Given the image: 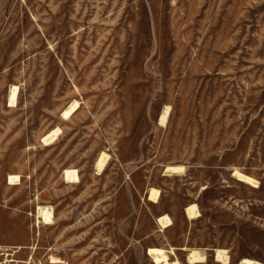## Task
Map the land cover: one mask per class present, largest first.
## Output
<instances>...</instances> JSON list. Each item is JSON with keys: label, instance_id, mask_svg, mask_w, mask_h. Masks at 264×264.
Returning <instances> with one entry per match:
<instances>
[{"label": "rangeland", "instance_id": "1", "mask_svg": "<svg viewBox=\"0 0 264 264\" xmlns=\"http://www.w3.org/2000/svg\"><path fill=\"white\" fill-rule=\"evenodd\" d=\"M151 248L264 263V0H0V264Z\"/></svg>", "mask_w": 264, "mask_h": 264}, {"label": "bare ground", "instance_id": "2", "mask_svg": "<svg viewBox=\"0 0 264 264\" xmlns=\"http://www.w3.org/2000/svg\"><path fill=\"white\" fill-rule=\"evenodd\" d=\"M18 92H19L18 86H15L12 88L11 93H10L11 106L16 104ZM78 107H79V104L77 101L76 103L72 104V106L64 112V117L66 119L70 118V116L75 112V110ZM169 112H170L169 107H167L163 111L161 118H160V123L162 125L166 124ZM60 132H61L60 129L53 130L51 133H49L48 135H46L44 137V142L47 144L52 143L55 140V138L58 137ZM107 158H108V156L105 153L101 154L100 159L97 162V168L99 171H102V169L104 168ZM180 170H181V168L173 169V171H180ZM64 174H65V179L69 183L79 182L80 178H79L78 172L76 170L67 169ZM236 175L241 177L246 182H249L251 184L254 183V180L252 178L244 176L240 173H236ZM18 180H19L18 176H10L9 184L13 185ZM151 199L154 200L155 202H158V191L157 190L152 191ZM186 213L190 219L197 218L199 216L198 205L197 204L189 205L186 209ZM39 215L43 218L44 222L50 223L53 221V213L51 212V209H48L47 207H40L39 208ZM159 222L162 225V227L167 228L171 225L172 220L168 215H165V216L160 217ZM149 255L152 256V258L155 261V264H179L177 261L172 262L169 255H168V252L166 250H164L163 248H151L149 250ZM217 258H218V260H223L227 264H230V262L227 260V259H229L228 253L225 250L217 249ZM205 260H206V255H205L204 250L193 249L189 253L188 261L191 264L204 263ZM240 264H264V263L257 261V260L244 258L240 262Z\"/></svg>", "mask_w": 264, "mask_h": 264}]
</instances>
